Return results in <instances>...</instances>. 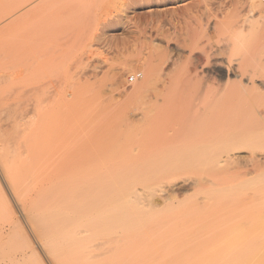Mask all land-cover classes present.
Wrapping results in <instances>:
<instances>
[{
	"label": "rangeland",
	"instance_id": "1",
	"mask_svg": "<svg viewBox=\"0 0 264 264\" xmlns=\"http://www.w3.org/2000/svg\"><path fill=\"white\" fill-rule=\"evenodd\" d=\"M129 1L102 0L90 10H44L36 26L42 39L39 43L41 55H37L40 73H36L35 80H38L35 82L38 83L34 84L40 115L36 127H39V132L47 127L46 131L52 133L49 135L51 138L48 136L49 139H45L41 146L42 141L36 133V144L39 148H45L46 151H41L44 156V153L47 154L43 163L49 160V165L56 164L59 163L58 158L67 155L71 164H83L92 171L99 168L107 171L110 186H122L120 190L125 193L136 192L140 207H152L150 210L158 212L159 216L162 214V217L170 214V225L179 224L178 227H181L183 224L185 227L173 233L170 243L159 249L161 261L156 264H188V258L197 250L218 249L215 246L217 236L233 224L243 227L240 226V231L236 230L235 234L232 232L234 236L225 243L224 248L229 251L238 249L251 238L264 234V230L250 229V221L259 217L260 212L262 215L263 210L259 208L261 205L264 207V181H259L260 185L258 180L254 182L255 167L251 166L250 150L243 149L231 154L232 159L241 162V166H247L244 169V172H249L247 175L224 177V171L211 167L207 169L208 166L204 169L200 167L202 175H198L201 171L197 165H194L193 170L190 162H187L190 167L185 163V166L177 163L175 167L173 165L174 168L170 167L171 170H177H174L175 173L168 171L173 176L168 177L169 173L164 178L156 176L160 179L158 182L153 177L154 184L153 180L149 182L153 184L150 185L151 195L144 191V184L141 185L149 173L140 175V180L134 177V181L130 179L127 182L115 176L145 168L149 161L145 147L151 141L148 135L151 122L160 121L175 112L176 117L189 116L191 113L196 115L198 110L205 112L202 114L211 112L212 103L201 100L202 96L205 97L202 94L204 80L211 75L203 62L209 54L217 56L209 55L212 59H227L223 53L228 46L233 45L231 42L234 38L239 39V29H244L243 38L248 39H244L247 41V44L243 42L244 45L252 51L255 48L249 45H258L256 50L259 52H253V59L264 58V0H176L168 4L156 5L152 2L144 6L133 5ZM252 24L256 25L252 28ZM234 49L231 53L236 51ZM164 55L168 57L166 64L161 63L165 60ZM234 56L232 61L238 55ZM148 71L151 72L150 85L144 82L147 78L144 75ZM133 75L138 77L130 81ZM167 75L171 78V88H167L170 84ZM202 103L206 105H202L205 109L201 107ZM195 109L196 114L193 113ZM261 127L263 129L264 126ZM259 128L252 130L253 134L251 132L246 140H260L264 133ZM258 145L260 149L251 147L253 152L256 150L253 154L264 160V144ZM259 170L264 171V165ZM210 171L212 176L207 178L205 174ZM198 176L201 178L198 179ZM215 176L221 179L217 184L209 185L207 180ZM202 177L206 179L201 180ZM199 180L201 186H198ZM201 189L203 194L206 192L204 189H208L210 194H206L214 199L205 197L208 200L203 201L205 194H202ZM201 201L206 202V205L201 204ZM195 210H199L198 213ZM201 214L203 216L200 217ZM204 215L211 220L219 219L216 220L219 223L214 221L216 224L208 225V220L205 226L202 223L199 225ZM152 228L151 232L146 230L150 235L158 231L157 227L154 226L153 231ZM154 241L157 243L162 240L148 239L150 246Z\"/></svg>",
	"mask_w": 264,
	"mask_h": 264
},
{
	"label": "bare ground",
	"instance_id": "2",
	"mask_svg": "<svg viewBox=\"0 0 264 264\" xmlns=\"http://www.w3.org/2000/svg\"><path fill=\"white\" fill-rule=\"evenodd\" d=\"M101 1L0 0V182L3 184H0V264H156L161 261L159 249L170 243L173 233L176 234V231L178 232L179 229L181 231L185 227L183 224L182 228L178 227L179 224L170 225L172 223L170 214L169 217H162V214L159 216L158 212L150 210L152 207L149 209L140 207L136 192L125 193L120 190L122 186L118 188L110 186L107 171L100 168L92 171L83 164H71L66 154L58 158L59 163L54 161L56 164L49 165L48 160L47 163L45 161L47 167L43 163V159H47L45 157L47 154L44 153V156L41 151L45 148L39 147L45 139L47 140L51 131H46L47 127L45 130L43 127L40 130L43 133L41 135L38 131L39 127H36L40 115L37 111L38 97L34 84L38 80H35V75L38 73V56L41 55L39 43L42 39H40L41 32L36 26L46 10H90ZM171 1L176 0H130L129 2L136 6H144L152 2L159 5ZM254 25L252 24V28ZM243 32L244 29H239L237 35L240 40L234 38V42H231L233 45L229 44L232 48L228 46L229 50L228 47L225 50L229 56L238 55L235 58L237 62L233 60L235 62L233 63V55L229 59L225 51L223 54L227 56V59H224L226 61L217 60L214 54H209L212 57L216 56L213 59L205 55L208 58L203 63L210 70L211 75L207 77L208 79L204 78L205 86L202 94L204 93L205 97L202 96L204 99L201 100L212 103L211 112L202 114L204 111L197 109L201 103L199 98L196 108L198 113L196 114V109L193 112L196 115L191 113L192 115L189 116L176 117L174 111L175 114L172 112L174 115L166 114L168 116L164 119L151 122L149 125L151 131L148 134L151 141L148 147H145L149 161L146 162L145 168L137 169L139 172L134 170L135 173L121 172L119 176H115L116 178L119 177L121 178L119 180L127 182L134 177L135 180H140V175L149 173L150 178L148 176L145 181H141L144 182L141 185L144 184V191L151 195L152 183L149 182H152L153 177L164 178L167 173L176 170H171L170 167L174 168V164L177 163L182 166V163L188 165L187 162H190L193 164L191 165L193 170L194 165L199 169L208 166L207 169L211 167L224 171V177L236 174L247 175L249 172H244L247 166H241V162L232 159L231 154L248 149L251 152V166L255 167L254 182L264 181V171L259 170V167L264 165V160L254 156L256 150L252 151L254 147L259 148L258 144L260 146L264 144L262 138L264 136L260 132L262 134L260 140H252L256 142L246 140L252 130L255 131L258 127L264 133V127L263 129L261 127L264 126V60L263 57L257 56L255 58L260 59H253V52L255 53L258 45L251 46L250 40L248 41V45L255 48L254 51L244 45L243 42L247 44L248 39L243 38L245 35H242ZM233 47L236 51L231 53ZM262 54L264 56V48ZM166 58L168 59L165 56V60L162 59L164 62H160L164 64ZM147 73L144 75L147 77L144 82L150 85L151 72ZM166 77L170 83L167 88H171L172 82L169 81L171 78L169 75ZM36 135L38 138L40 136L39 140L42 141L39 147L36 144L38 139ZM200 174L202 175V171L198 175ZM207 174H205L207 178L212 176V172ZM158 177L155 181L160 180ZM217 177L208 179L207 183L211 186L217 184L216 182L221 179ZM197 178L200 179L201 176ZM203 178L205 177L201 180ZM197 182H199L198 186H201L200 180ZM204 190L206 192L202 197L203 201L208 200L205 197L212 199L213 197L207 195L208 189ZM201 191L203 194L204 191L202 189ZM203 201L201 204L206 205V202L202 203ZM195 206L198 207V204L195 203ZM260 207L262 208H259L260 211L263 210L262 215L261 212L258 214L260 218L256 217L250 221V225L254 226L252 228L251 225L252 230H264V207L262 205ZM208 218L204 215L202 221L198 219L199 225L202 223L205 226L208 220L207 224L212 225L217 220L212 219V221ZM151 226L158 228L157 232L155 228V234L152 232L154 235L147 233L151 232ZM240 226L243 227L233 224L223 229L224 233L218 234V240L214 242L219 248L197 250L188 258V264L195 262L196 264L200 262L201 264L202 262L264 264V234L251 238L238 249L229 251L224 248L225 243L231 241V236L237 233L235 231H240ZM148 239L162 241L157 243L154 241L150 246Z\"/></svg>",
	"mask_w": 264,
	"mask_h": 264
},
{
	"label": "built area",
	"instance_id": "3",
	"mask_svg": "<svg viewBox=\"0 0 264 264\" xmlns=\"http://www.w3.org/2000/svg\"><path fill=\"white\" fill-rule=\"evenodd\" d=\"M137 77H138L137 75H133V76L130 78V81L135 80Z\"/></svg>",
	"mask_w": 264,
	"mask_h": 264
}]
</instances>
